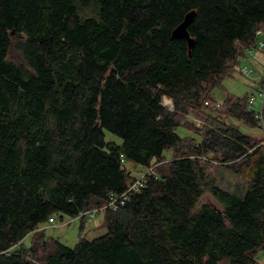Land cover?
<instances>
[{
    "label": "trees",
    "instance_id": "16d2710c",
    "mask_svg": "<svg viewBox=\"0 0 264 264\" xmlns=\"http://www.w3.org/2000/svg\"><path fill=\"white\" fill-rule=\"evenodd\" d=\"M192 11L190 51L173 31ZM259 29L264 0H0V264H256L264 145L217 111L258 128L251 89L219 106L213 90ZM189 115L203 125L182 137ZM213 160L247 179L243 195L209 176ZM128 162L152 168L146 186L83 236L82 213L136 178ZM205 191L219 206L198 207ZM55 215L80 218L75 246L42 228Z\"/></svg>",
    "mask_w": 264,
    "mask_h": 264
},
{
    "label": "rangeland",
    "instance_id": "374dc122",
    "mask_svg": "<svg viewBox=\"0 0 264 264\" xmlns=\"http://www.w3.org/2000/svg\"><path fill=\"white\" fill-rule=\"evenodd\" d=\"M245 65H250V68H255L253 72H251L250 76L242 74L240 70L235 71L232 75L226 76L223 80L220 86L215 88L213 90V96L219 100V103L222 104L223 100L226 99L228 94L235 95L236 97L244 98L250 89H252V86H260L258 84V80H261V77L264 75V56L261 50H258L256 52V56L253 59L247 58L244 61L240 63V67H243ZM255 90V89H252ZM222 102V103H221ZM219 104V105H220ZM206 105V104H205ZM257 105L256 107H259ZM169 109L173 110V106H167ZM207 109L211 110L213 109L211 106L209 108H204L205 111ZM218 115L221 116L224 120L231 121L235 125L241 128V130L245 132L253 133L255 137H260L261 132L258 128H249L244 124V122L228 118L226 116V112L224 108L218 109ZM189 115L188 119L182 118L185 122V127L180 126L177 128V132L183 137L187 135L195 136L192 132H190L188 128H192L194 131L195 125L193 122L197 125V120H200V115ZM201 121V120H200ZM202 126L203 122L201 121ZM106 140L110 141H116L118 143L122 142V138H120L118 135L112 133L111 131L106 130ZM166 157L170 158L172 156L171 151L165 152ZM163 163L162 165H164ZM126 166L132 170V174L135 177L140 176L142 173L146 171V168H144L141 165H134L131 162H128ZM206 168L209 176L213 178L219 186H221L223 189H226L232 193L243 195L246 191V188L248 186L247 179L240 174L235 173L232 169L227 167L225 163H222L217 160H213L209 163H206ZM153 172V170H151ZM203 204H214L216 206H219L216 199L213 197L211 192L205 191L202 195L198 207H201ZM56 217V223H50L46 222L42 224V228H46V231L49 235H53L55 237H58L61 241L66 243L69 246H75L77 242L79 241L80 236V218L75 217L72 218L68 215L63 216V220L60 219L59 215H55ZM104 220V213L100 212L97 214L95 218H87V228L84 229L85 231H82L83 236H86L89 239H93L95 237H99L106 233L107 228L104 226L103 223ZM32 234H28L21 243H23L25 246H30L31 243ZM256 264H264V251L261 250L258 253L257 257V263Z\"/></svg>",
    "mask_w": 264,
    "mask_h": 264
},
{
    "label": "built area",
    "instance_id": "2783aa9c",
    "mask_svg": "<svg viewBox=\"0 0 264 264\" xmlns=\"http://www.w3.org/2000/svg\"><path fill=\"white\" fill-rule=\"evenodd\" d=\"M256 35H257L256 44L253 47H249L248 49H246L245 54L238 55L237 59L240 61V63L247 58H249V60L255 58L256 52H258V50H261L264 56V30L263 29L257 30ZM254 70L255 68L254 67L250 68V65H245L243 67H240V71L242 72V74L247 76H250L251 72H253ZM258 84H260V86L258 87L252 86V89L255 90L251 89V94L249 96V106L250 109L255 111L254 115L258 124V129L261 132V138H262L260 144L264 145V75L261 77V80H258ZM219 104L220 103H218L217 106H219ZM259 104L260 106L256 107ZM196 122L197 125L202 124L200 120H197ZM151 170L152 168L146 169V171L142 173L140 176L131 180L128 187L122 193L120 194L110 193L106 205L98 208H93L89 211L82 213V215H86L92 219L95 218L98 213L103 212L107 207L114 210L120 208L128 201L132 193L139 192L143 187L146 186L147 176L152 174ZM49 223H56V218L51 217L49 219Z\"/></svg>",
    "mask_w": 264,
    "mask_h": 264
},
{
    "label": "water",
    "instance_id": "95a60500",
    "mask_svg": "<svg viewBox=\"0 0 264 264\" xmlns=\"http://www.w3.org/2000/svg\"><path fill=\"white\" fill-rule=\"evenodd\" d=\"M193 17H194L193 11L187 13L183 21L173 31L174 37H182L188 40L190 51H191V48L194 46V39L191 37L188 27L190 23L192 22Z\"/></svg>",
    "mask_w": 264,
    "mask_h": 264
},
{
    "label": "clouds",
    "instance_id": "9594fccd",
    "mask_svg": "<svg viewBox=\"0 0 264 264\" xmlns=\"http://www.w3.org/2000/svg\"><path fill=\"white\" fill-rule=\"evenodd\" d=\"M161 103L165 106H173L174 105V98L164 96V97H162Z\"/></svg>",
    "mask_w": 264,
    "mask_h": 264
},
{
    "label": "crops",
    "instance_id": "0c3cea01",
    "mask_svg": "<svg viewBox=\"0 0 264 264\" xmlns=\"http://www.w3.org/2000/svg\"><path fill=\"white\" fill-rule=\"evenodd\" d=\"M48 224H50V223H48ZM87 224V223H86ZM51 225V224H50Z\"/></svg>",
    "mask_w": 264,
    "mask_h": 264
}]
</instances>
